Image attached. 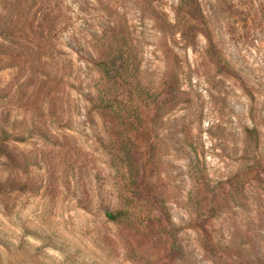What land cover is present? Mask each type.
<instances>
[{"label":"rangeland","instance_id":"1","mask_svg":"<svg viewBox=\"0 0 264 264\" xmlns=\"http://www.w3.org/2000/svg\"><path fill=\"white\" fill-rule=\"evenodd\" d=\"M0 264H264V0H0Z\"/></svg>","mask_w":264,"mask_h":264},{"label":"trees","instance_id":"2","mask_svg":"<svg viewBox=\"0 0 264 264\" xmlns=\"http://www.w3.org/2000/svg\"><path fill=\"white\" fill-rule=\"evenodd\" d=\"M100 67H103L102 72L103 74H107L108 72L106 71V63L107 61L101 60L100 61ZM92 104L96 105L97 108L104 109V110H109L113 107L112 101H108L101 93L98 98H96L95 101H92ZM106 216L110 221H119L123 217V211L122 210H107L106 211Z\"/></svg>","mask_w":264,"mask_h":264}]
</instances>
